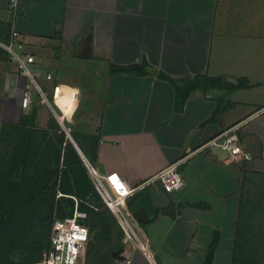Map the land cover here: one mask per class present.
<instances>
[{
  "label": "crops",
  "instance_id": "crops-1",
  "mask_svg": "<svg viewBox=\"0 0 264 264\" xmlns=\"http://www.w3.org/2000/svg\"><path fill=\"white\" fill-rule=\"evenodd\" d=\"M19 5L12 22L8 0H0V40L17 29L42 70L58 74L62 59L77 57L89 43L99 82L76 115L75 145L97 172L135 187L232 128L252 158L231 161L220 147L201 149L179 165L181 190L169 193L151 183L127 199L133 210L126 205L131 213L142 209L147 215V221L136 222L154 264H203L212 245L210 264H232L234 249H242L250 231L247 202L263 201L257 211L264 222V0H19ZM2 51L0 141L4 125L16 126L32 105L21 109L26 79ZM143 61L154 69L151 74L111 71ZM156 70L185 98L177 101L173 85ZM200 76L224 80L214 87L194 84ZM241 79L247 86L237 88ZM36 119L37 107L34 127ZM154 210L159 212L149 222ZM125 248L132 264H150L132 244Z\"/></svg>",
  "mask_w": 264,
  "mask_h": 264
},
{
  "label": "trees",
  "instance_id": "trees-1",
  "mask_svg": "<svg viewBox=\"0 0 264 264\" xmlns=\"http://www.w3.org/2000/svg\"><path fill=\"white\" fill-rule=\"evenodd\" d=\"M111 71L114 73L128 72L147 75L151 74L154 69L143 61L140 65L120 66L116 67V69L111 67ZM156 76L173 85L176 91L177 101L185 98V96L180 94V87L163 72L156 70ZM192 80L196 81L198 84H201L199 80H204L208 86L214 87L218 86L224 78L204 77L203 79H199L195 77ZM244 86H247L245 79H241L236 85L237 88ZM35 114L36 107L31 106L29 113L23 115V120L21 119L16 125L18 126V130L15 129L16 126L11 125L6 127L12 130L13 133H16V135L19 134L17 137L12 138L13 152H15L13 161L16 165L22 164L26 167L27 160L32 155L31 150L35 144L34 140L36 141V135L39 132L36 127H34ZM54 128H56V126ZM62 133L63 132L60 131L58 134H55L50 141L52 145L50 147H52V151H54L52 154V169L43 171V173L36 176H34V174L28 176L29 169L25 168L24 171H21L23 172L22 178L24 181L17 182L16 180L20 178H15V182L7 183L8 179L4 173L6 172L5 168L8 164L4 156L0 157V264H33L39 261L42 255V249H44L45 246L47 247L48 240L47 243H42L41 247L32 246L33 240H35L36 245H38L42 242L43 238L45 240V238L47 239V237H49L50 228L48 225H41L42 221L50 219L53 212V205L56 202H58V211L62 213L60 209L61 202H59V200L64 199V195H76L85 202L96 198V191L86 173V167L82 158L71 142L64 141V135ZM44 137L46 136L42 134L41 139ZM3 139L4 135L2 140ZM73 139L77 144L75 135ZM82 153L92 165L93 163L90 158H88L83 151ZM59 165L61 167H59ZM10 169L14 170L15 168L10 166ZM9 175L11 176V174ZM58 193H61L62 196L56 198ZM83 201L78 205V208L82 211L83 209L89 208ZM70 203L72 208L73 201L70 200ZM126 205L130 210L134 209V207H129L131 205L128 201ZM158 212L159 210H154V213L149 218V222L153 220ZM83 222L86 223L85 220ZM32 226L35 227V230L32 229ZM37 226H40V229ZM118 246L122 247L121 244ZM213 250L214 245L209 248L203 264H210ZM236 251H238V248L234 249V254ZM240 251H244V248L240 249ZM16 254L19 256L20 263L12 261L11 256ZM242 258L244 259L243 254ZM235 261V256H233L232 264H235Z\"/></svg>",
  "mask_w": 264,
  "mask_h": 264
},
{
  "label": "built area",
  "instance_id": "built-area-1",
  "mask_svg": "<svg viewBox=\"0 0 264 264\" xmlns=\"http://www.w3.org/2000/svg\"><path fill=\"white\" fill-rule=\"evenodd\" d=\"M8 10L11 13L12 22H15L20 12L19 0H8ZM19 37V31L12 27L8 39L6 41L0 40V49L6 52L10 62L12 61L16 64L18 74L26 79L20 96L21 109L27 111L35 98L40 104H45L55 109L53 113L57 119L56 121H58L57 123L60 125L59 127L62 128L66 137L72 139L69 134L70 128L67 124L70 122L76 110L79 87L63 84L58 81L54 82L57 74L42 70L38 59L34 54L27 51L26 43ZM41 78L52 83L50 94L45 92L39 83ZM72 89H75L74 94L73 92L72 94L73 96L75 95L76 103L72 111L67 114L56 101L58 94H62L63 92L65 94L70 93ZM210 146H217L226 150L231 161L239 157L245 160L251 158V154L243 149L237 135L230 128L207 140L197 149L189 151L178 161L167 165L153 177L135 187L128 185L124 179L117 175L99 173L90 163H87V167L92 172L94 184L106 205L120 220L121 225L127 233L135 238V246L139 248L150 264L154 263L150 256L147 241L138 236L134 230V227H137V222L133 218L131 211H129L131 221L124 214L123 209H128L126 207L127 199L151 183H158L165 192L169 193L181 190L185 183L179 172V165L190 155ZM86 218V212L80 210L77 203H75L72 214L63 218L54 219L51 224L47 247L43 250L39 261L34 264H83L90 237L89 228L83 222ZM121 264H132L131 258L125 256Z\"/></svg>",
  "mask_w": 264,
  "mask_h": 264
},
{
  "label": "rangeland",
  "instance_id": "rangeland-1",
  "mask_svg": "<svg viewBox=\"0 0 264 264\" xmlns=\"http://www.w3.org/2000/svg\"><path fill=\"white\" fill-rule=\"evenodd\" d=\"M19 38H21V36ZM92 58L93 57H90V55L88 57H82L78 55L77 57L75 56L72 57L71 59H67V60L62 59V61L60 62L62 68H59L57 78L54 80V82L58 81L63 84H69L72 86L79 87L77 94L76 110L73 116L71 117L70 122H68V124L65 123L70 128L69 134L72 139L74 138L75 135L74 122L76 121L77 118L76 115L79 109L81 108L80 105L84 103V100L87 94L89 93V91L93 90V87H95L96 83L99 82L98 79L99 74L96 71L97 68L95 67V62L92 60ZM10 63L13 62L11 61ZM13 65L17 67L15 63H13ZM204 77L206 76H200L199 79H203ZM199 82L202 85L203 83H205L204 80H199ZM39 83L41 84L45 92L50 94L52 83L50 81H43L42 79L39 80ZM31 106L37 107L36 127H38L37 130L39 132L36 135V141L34 140L35 144L33 149L31 150L32 155L28 158L26 167L25 165L22 164L21 165L14 164L13 158L15 157L14 156L15 152H13L12 138L17 137V135L16 133H13L12 130L6 129V127L11 126L12 124L4 125L5 127L3 129L4 134L2 133L1 141H0V157L4 156L6 163L8 164V166H6L5 168L6 172L4 173L6 178L8 179L7 183L15 182L14 181L15 178H20L16 180L17 182L24 181L22 178L23 172L21 171H24L25 168L29 169L28 176H32L33 174L34 176H36L40 173H43V171L51 170L53 166L52 154L54 151H52V147H50L52 145L50 144L49 140H47V136L41 139L42 135H40V133L43 135H46L47 133L49 136L53 138L55 134H58L57 132L60 131L63 132V130L62 128L59 127L60 125L57 123L58 121H56L57 119L54 116L53 110L55 109L50 108L48 105L40 104L36 98L33 100ZM50 122L52 123L50 124ZM55 126L56 128H54ZM62 134L64 135L63 136L64 140L69 141L70 138L66 137V134L64 132ZM3 135H4V139L2 140ZM75 138L77 142L80 143L79 140L80 137L75 135ZM82 159L83 162L85 163L84 165L86 167V173L89 179L91 180V183L93 184L94 190L96 191L95 192L96 198L90 201L87 200L85 202L79 199L76 195H70V194L64 195L65 196L64 199L59 200V202H61L60 209L62 210V213L59 212L57 209L58 202L54 203L53 212L50 216V219L43 220L41 225H45V226L48 225L49 228H51V224L54 219L69 216L70 214H72L75 203L79 205V203L83 201V203H85V205L87 204L86 206L89 207L88 209H83V211H85L87 215V218L85 219L86 222L85 224L88 226L90 233L89 242L86 247L84 264H90V263L103 264V261L105 260L106 262L109 260L115 261V259L111 256V251L119 248L118 246L119 244H121L124 249H126L125 247L129 248L130 244L133 245V248H137L135 246L136 241L134 237H132L129 233H127V231L121 225L120 220L114 215V213L106 205L104 199L102 198L97 187L94 184L92 172L87 167L88 162L85 160L84 157H82ZM10 166H13L15 169L11 170ZM59 167L61 166L59 165ZM9 174H11V176ZM58 196H62V194L58 193L56 195V198ZM70 200L73 201L72 208H71ZM261 202L257 200L255 205L251 201L247 202L248 212L244 215V220H245V216L248 215L249 213L250 218H252L249 221L250 231L247 234V236L245 235L246 238H244L246 240V244L245 245L240 244V246L244 248V251L238 250L235 252V260H236L235 264H264V222L263 223L260 222L257 211V208L259 207ZM123 211L124 214L127 216V218L131 221L129 210L123 209ZM253 219L256 220V223ZM37 227H39L40 229V226ZM32 229L35 230V227L32 226ZM134 230L136 231L137 235L143 238L144 240V237H142L141 232L138 231V228L134 227ZM47 240L48 237L47 239L45 238V240L43 238L42 242H40L38 245H36V241L33 240L32 246L34 245L35 247L37 246L41 247V244L47 243ZM44 249H42V252ZM137 249L139 250V248ZM241 253L244 255V259L242 258ZM11 258L12 261L16 263H20L19 256H17V254L12 255Z\"/></svg>",
  "mask_w": 264,
  "mask_h": 264
},
{
  "label": "water",
  "instance_id": "water-1",
  "mask_svg": "<svg viewBox=\"0 0 264 264\" xmlns=\"http://www.w3.org/2000/svg\"><path fill=\"white\" fill-rule=\"evenodd\" d=\"M88 54H89V43H87V45L85 46V48L80 51L79 55L82 56V57H87ZM69 141L78 150V148L76 147L74 141L72 139H69ZM78 152H79L80 156L82 157L81 152L79 150H78ZM131 214H132L133 218L136 221H139V222H145V221H147V215H146V213L142 209H136ZM111 255H112L113 258H115L118 261H122L125 258L124 255H123V248L122 247H119L116 250H113L111 252Z\"/></svg>",
  "mask_w": 264,
  "mask_h": 264
},
{
  "label": "bare ground",
  "instance_id": "bare-ground-1",
  "mask_svg": "<svg viewBox=\"0 0 264 264\" xmlns=\"http://www.w3.org/2000/svg\"><path fill=\"white\" fill-rule=\"evenodd\" d=\"M75 92V89H72L70 93H66L63 92L62 94H58L57 97V104L63 108V110L68 114L72 111V109L75 106V95L73 96V94Z\"/></svg>",
  "mask_w": 264,
  "mask_h": 264
},
{
  "label": "clouds",
  "instance_id": "clouds-1",
  "mask_svg": "<svg viewBox=\"0 0 264 264\" xmlns=\"http://www.w3.org/2000/svg\"><path fill=\"white\" fill-rule=\"evenodd\" d=\"M125 257V256H124Z\"/></svg>",
  "mask_w": 264,
  "mask_h": 264
}]
</instances>
